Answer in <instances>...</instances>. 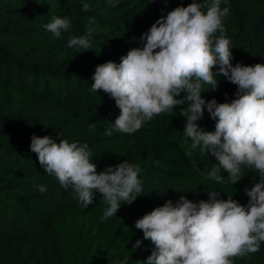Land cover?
Wrapping results in <instances>:
<instances>
[{
	"label": "trees",
	"instance_id": "16d2710c",
	"mask_svg": "<svg viewBox=\"0 0 264 264\" xmlns=\"http://www.w3.org/2000/svg\"><path fill=\"white\" fill-rule=\"evenodd\" d=\"M192 2L0 0V264H146L155 246L135 222L166 201L175 204L182 195L194 203L208 201L215 191L217 199L247 205L245 189L259 182V174L242 166L236 184L228 183L223 170L225 183L208 179L207 169L218 161L209 150L192 148L184 136L186 118L179 113L187 102L133 134L113 130L106 136L120 109L102 90H90L97 66L119 64L130 49L142 47L141 34L161 15ZM224 7L229 8L223 24L233 66L264 64V0H222ZM53 17L70 22L60 38L44 27ZM89 30L91 49L67 46L70 36ZM113 49L119 51L109 53ZM216 78L218 89L202 97L217 103L235 99L237 86L222 75ZM197 123L215 131L216 120L206 108ZM60 132L70 143L88 144L98 174L123 161L139 164L143 192L130 205L121 201L116 215L101 221L108 207L101 194L94 191L93 204L85 208L78 193L62 188L30 150L33 135L58 143ZM40 185L46 193L37 190ZM137 240L141 245L133 249ZM234 264H264V242L259 251L234 258Z\"/></svg>",
	"mask_w": 264,
	"mask_h": 264
},
{
	"label": "clouds",
	"instance_id": "9594fccd",
	"mask_svg": "<svg viewBox=\"0 0 264 264\" xmlns=\"http://www.w3.org/2000/svg\"><path fill=\"white\" fill-rule=\"evenodd\" d=\"M221 2L193 0L161 15L141 34L142 47L130 49L119 64L108 61L97 66L92 76L90 90H102L120 109L106 136L113 130L133 134L155 116L187 102L179 113L186 118L184 136L191 138L192 148L201 146L218 161L207 169V178L223 184V170L228 183L236 184L243 177L242 166L260 177L245 189L247 205L232 198L217 199L213 191L208 201L194 203L182 195L175 204L168 200L138 219L135 228L155 246L146 264H234V258L259 251L264 242V64L233 66L223 24L229 8L222 9ZM82 10L89 11V4L84 3ZM44 27L60 38L71 25L67 19L53 17ZM67 46L91 49V30L70 36ZM217 65L218 71H213ZM219 75L237 86L231 102L202 97L203 92L218 89ZM182 92L186 95L177 99ZM205 108L216 120L214 132L197 123ZM58 136L57 143L50 136L33 135L30 150L62 188L78 193L85 208L93 204L94 191L100 193L108 205L101 221L116 215L121 201L130 205L143 192L139 164L123 161L98 174L87 143H70L61 132ZM37 190L44 194L47 188L40 185ZM140 245L137 240L133 249Z\"/></svg>",
	"mask_w": 264,
	"mask_h": 264
},
{
	"label": "rangeland",
	"instance_id": "374dc122",
	"mask_svg": "<svg viewBox=\"0 0 264 264\" xmlns=\"http://www.w3.org/2000/svg\"><path fill=\"white\" fill-rule=\"evenodd\" d=\"M118 51H119V49H113V50H110L109 53H111V54H115V53H117Z\"/></svg>",
	"mask_w": 264,
	"mask_h": 264
}]
</instances>
